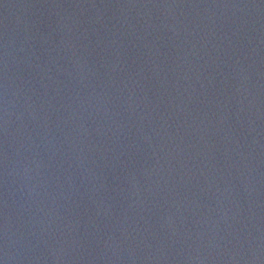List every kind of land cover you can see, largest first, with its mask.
<instances>
[{"label":"water","instance_id":"obj_1","mask_svg":"<svg viewBox=\"0 0 264 264\" xmlns=\"http://www.w3.org/2000/svg\"><path fill=\"white\" fill-rule=\"evenodd\" d=\"M0 264H264V0H0Z\"/></svg>","mask_w":264,"mask_h":264}]
</instances>
